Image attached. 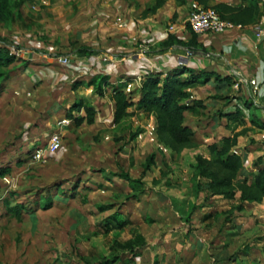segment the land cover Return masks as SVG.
<instances>
[{
    "label": "rangeland",
    "instance_id": "374dc122",
    "mask_svg": "<svg viewBox=\"0 0 264 264\" xmlns=\"http://www.w3.org/2000/svg\"><path fill=\"white\" fill-rule=\"evenodd\" d=\"M92 1L0 0V44L17 55L8 67L0 66V264L112 262L113 241L126 240L133 225L151 242L162 239L176 251L173 264H225L220 258L227 256L232 264H264V254L257 255L264 248L260 213L245 210L246 218L234 224L232 235L223 233L229 214L212 212L207 222L191 221L192 200L199 193L191 168L195 139L171 142L160 132L156 113L137 107L138 94L118 114L111 82L112 105L100 96L93 114L72 110L77 102L89 105L84 88L72 92L79 82L73 77L76 69H89L87 57L93 53H80L81 46L95 43L101 54L100 41L111 38L102 37L104 16L90 13ZM94 4L98 7L101 0ZM61 55L69 57L68 65L57 61ZM48 56L56 63H49ZM50 71L56 74L46 75ZM135 78L126 82L125 92L140 88L143 78ZM64 119L68 123L58 130V145L48 150L51 134ZM38 149L41 156L35 157ZM160 153L171 159H161ZM150 156L153 163L142 175ZM120 172L142 176V183L131 184L116 175ZM155 191L170 196L174 220L146 221L159 216L161 208L150 201ZM240 204L239 199L227 212L240 211ZM115 217L144 223L104 232L108 222L115 225Z\"/></svg>",
    "mask_w": 264,
    "mask_h": 264
},
{
    "label": "crops",
    "instance_id": "0c3cea01",
    "mask_svg": "<svg viewBox=\"0 0 264 264\" xmlns=\"http://www.w3.org/2000/svg\"><path fill=\"white\" fill-rule=\"evenodd\" d=\"M95 1L89 4V11L92 15L100 13L104 16L100 22L102 37L110 35L111 38L100 41L104 50L100 48L101 54H91L94 62L89 64V69L84 67L83 71L82 66L76 69L77 75L73 77L79 82L73 85L72 92L75 88H84V93H89V105L95 108V101L100 97L90 83L95 74L105 75L108 82L116 86L124 84L125 87L126 82L137 76L144 79L158 74L163 78L173 70L191 68L200 80L203 79V82L188 87L186 103L191 107L184 112L183 123L193 130L198 143L195 153L210 159L209 146L212 143L220 146L224 138H231L235 143L230 152L240 156L242 175L257 174L264 168V38L258 39L254 33L264 11V0H101L98 7ZM193 3L216 8L225 19L243 27L217 34H194L187 23ZM92 27L93 24L89 29ZM171 37L173 41H169ZM90 47L99 49L95 43ZM54 59L47 57L49 63H56ZM69 66L73 67L72 64ZM50 73L56 74L50 71L46 75ZM181 77L189 76L183 73ZM108 91L109 88L106 92L104 87L103 96L112 105L113 99ZM160 156L161 159H171L161 153ZM160 156L156 157L157 160ZM187 156L192 159L190 154ZM183 158L184 154L179 160ZM209 180L202 179L204 183ZM155 192L150 201L165 213L159 212L160 209L157 211L159 216L146 221L156 224L173 219L170 196ZM239 196L238 191L233 197L211 193L205 185L192 200L195 208L191 211V221L196 217L199 224L207 222L212 212L229 214L223 233L232 235L236 228L234 224L238 225L246 218L245 210L264 217V197L259 201L240 200V211L227 212L236 207ZM131 221L139 225L144 223L143 220ZM140 231L146 244L139 256L131 257L130 253H124L121 259L98 264L175 263L172 257L176 251H170L162 239L157 243L151 242L143 229ZM128 238L130 234L126 240ZM258 250L257 255L264 254V248ZM248 254L244 253V257ZM232 258L220 259L226 260L225 264H232Z\"/></svg>",
    "mask_w": 264,
    "mask_h": 264
},
{
    "label": "trees",
    "instance_id": "16d2710c",
    "mask_svg": "<svg viewBox=\"0 0 264 264\" xmlns=\"http://www.w3.org/2000/svg\"><path fill=\"white\" fill-rule=\"evenodd\" d=\"M3 4L0 2V9L4 6ZM221 17L224 18L222 15ZM1 40L2 37L0 35ZM169 41H173V37L169 38ZM192 42L194 44V40ZM82 50H89V54L96 52L90 46H81L79 52ZM16 57L17 55L12 53L6 45L0 44V66L8 67ZM183 73H187L189 77L182 78L181 75ZM97 77H99V81L96 82ZM199 77L193 69L185 67L184 69L173 70L168 76L163 78L158 74L145 76L141 81L140 88H136L131 92H125L124 84L116 86L113 88L116 111L120 114L124 109L133 105V97L135 94H138L139 100L137 107L156 113L160 132H165L171 142L188 144L194 140V132L189 126L183 123L184 112L191 107L186 103L189 97L187 89L197 82H203V79L200 80ZM90 83L94 86L95 93L103 96V87L108 84V77L95 74ZM194 102L196 103V100ZM71 108L78 112L84 108L85 112L89 114L94 113L93 106L84 105L82 102L73 104ZM79 120L81 119L79 118ZM92 122L93 120H89V123ZM234 143L235 141L231 138H224L220 146L212 143L209 146L211 153L210 159H205L200 154L195 155V162L191 164V168L192 175L195 179L196 192L198 193L206 185V189L211 193L222 194L225 197H233L236 191H240L239 199L241 201H259L264 197V168L259 169L257 174L242 175L243 162L240 156L230 152V147ZM153 158L154 156H150L142 175L153 163ZM116 175L126 179L131 184L134 182L142 183L140 178L142 176L133 178L128 172H120ZM204 178L210 180L204 183L202 181ZM241 208L242 204L237 209ZM21 214L20 211L19 217H21ZM113 222L115 223L114 226H111L109 222L104 226V232L107 233L115 228L122 229L126 225H133L132 222L125 219L120 220L117 217L113 218ZM133 226L130 228V238L124 241H113L111 245V251L114 252L112 261L118 259L120 254L122 255L124 253H130L131 257L140 255L141 249L146 244V240L141 231ZM107 262H109L108 259L102 263Z\"/></svg>",
    "mask_w": 264,
    "mask_h": 264
},
{
    "label": "built area",
    "instance_id": "2783aa9c",
    "mask_svg": "<svg viewBox=\"0 0 264 264\" xmlns=\"http://www.w3.org/2000/svg\"><path fill=\"white\" fill-rule=\"evenodd\" d=\"M187 23L190 29L196 34H204V33H211L217 34L223 32L227 29H234V28H242L243 26L239 23H234L229 21L225 18H222L219 12L213 7H205L197 3L192 4V9L188 15ZM255 36L258 39L264 38V11L262 12L255 30ZM95 53V52H94ZM93 54V53H92ZM57 61L60 64L68 65L70 63V59L67 55L57 56ZM87 61L90 65L94 62V55L87 57ZM140 76H137V80H140ZM130 85H127V89H129ZM68 120L64 119L58 122V129L54 131L48 142V150H54L59 143L60 135L59 129L64 125L67 124ZM153 140V139H152ZM160 149L164 150V147L159 145ZM41 149H38L35 152V157H40Z\"/></svg>",
    "mask_w": 264,
    "mask_h": 264
}]
</instances>
